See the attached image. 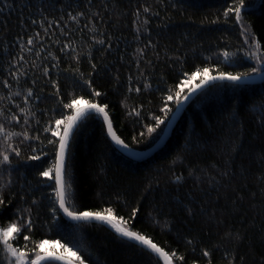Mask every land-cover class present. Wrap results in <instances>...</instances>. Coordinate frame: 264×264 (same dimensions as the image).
I'll use <instances>...</instances> for the list:
<instances>
[{
	"label": "trees",
	"instance_id": "16d2710c",
	"mask_svg": "<svg viewBox=\"0 0 264 264\" xmlns=\"http://www.w3.org/2000/svg\"><path fill=\"white\" fill-rule=\"evenodd\" d=\"M235 3L0 0V110L4 112L0 124L5 125L0 152L11 147L21 152L16 157L9 151L11 164L0 165V187L10 181L3 193L5 204L0 206V228L17 222L20 213L31 208L33 242L64 243L62 237L70 232L86 264H163L156 254L138 244L131 246L134 242L107 225H76L64 220L59 210L64 231L52 223L51 208H58L54 180H46L40 172L54 162L48 140L56 138L45 128L54 129L56 119L71 114L63 103L83 96L108 105L114 131L131 149L127 152L150 151L176 112V105L170 103L173 111L162 130L149 136L146 126H154L153 116L163 118L160 109L169 89L175 92L203 68L211 75H235L250 72L258 62L264 64V0H245L243 34L235 16H225ZM37 32L42 46L28 45ZM101 40L103 44L98 43ZM45 67L48 75L43 73ZM256 77L260 76H249ZM85 79H91L100 97L91 95ZM5 80L9 88L4 87ZM199 82L198 77L194 83ZM29 89L34 96L25 103ZM13 115L20 123L10 119ZM11 133L18 135L9 139ZM37 135L43 144L35 139ZM133 137L141 142L133 143ZM34 149L47 155L41 153V161H31L28 156ZM66 163L69 205L77 211L113 208L130 230L146 235L169 254L184 256L182 264H207L203 250L212 253V264H229L233 258V264H264V79L239 88L228 82L207 86L180 112L164 145L147 158H130L116 149L102 119L92 113L70 141ZM177 176L182 178L179 183ZM136 207L140 211L133 219ZM235 233L242 239L234 238ZM22 235L15 246L23 250ZM33 248L29 244V255ZM0 264H6L2 253ZM173 264L181 262L174 258Z\"/></svg>",
	"mask_w": 264,
	"mask_h": 264
},
{
	"label": "snow or ice",
	"instance_id": "6c2138e0",
	"mask_svg": "<svg viewBox=\"0 0 264 264\" xmlns=\"http://www.w3.org/2000/svg\"><path fill=\"white\" fill-rule=\"evenodd\" d=\"M245 0H236V3L227 8L225 12V16L234 15L235 21L238 24H241V32L242 34L245 32L243 27V16L242 10L245 9ZM3 11V8H0V12ZM145 12L149 11V8L144 9ZM83 15V14H81ZM139 15V13H137ZM75 19V17H73ZM33 24L36 23L35 20L32 21ZM147 23V21H145ZM43 27V25H41ZM45 34H47L48 30L44 29ZM40 36V33L37 32L34 36L30 37L27 40V44L30 46H35V43H39L42 46V42L37 38ZM98 43L103 44L104 41H98ZM246 44H251L252 42L245 39ZM111 47V45H109ZM255 47L257 49L260 48L259 42H256ZM63 51V49H61ZM73 51H75L73 49ZM41 55L40 51L36 52V56L39 57ZM51 55V53H49ZM224 56L227 57L228 53L225 52ZM46 58V57H45ZM20 59H24L20 57ZM53 60L57 58L52 56ZM259 61L261 58L256 57ZM35 66V65H34ZM54 67L57 65H53ZM92 69H96V65L92 64ZM44 75L49 74V69L47 67L43 70ZM264 64L257 63L250 72L243 74H232V73H223L221 72L219 75H211L210 70L208 68H203L202 70H198L187 77L186 80L182 81L175 92H172L169 89V94L164 101V106L160 109L161 112L164 113L163 118L159 116H153L154 126H146L147 132L149 136L154 133H157L158 129H161V126L165 124L166 120L169 118V114L173 111L171 107H169L170 103H174L176 105V110H179L185 102L189 101L194 93L204 94V90L208 85H215L217 81L224 82L227 81L229 84L234 85L236 87H244V82L248 81L249 76H260L261 79H264ZM200 78L199 83H194L197 78ZM84 84L87 85L89 89H91V95L94 97H100L102 93L100 91L95 90L92 86L91 79H85ZM34 83V82H33ZM131 83V79H130ZM4 87L9 88L10 85L7 80L4 81ZM52 87L56 90V95L59 96L60 90L57 83H53ZM147 87V85H146ZM185 88H187V93H185ZM135 92L139 93L141 89L136 87ZM129 91H133L130 87ZM15 95L19 96L20 93L16 92ZM34 93L31 89L27 91V97L24 102L28 103V98H32ZM38 99V97H37ZM63 103V100L60 101ZM15 107L19 108L20 105H15ZM63 107L70 110L71 114L63 115V118L55 120V128L52 129L51 125L45 128V132L50 131L51 136L56 139H49L48 145H51L54 149V162L50 167H47L46 170L40 172V175L43 176L46 180H54V188H55V204L58 205V208L53 206L51 208L52 213V223L57 224L59 226V216L58 210H62L65 217L71 222H74L78 225L80 222H84L85 224H91L93 221L99 222L100 225H107L111 229L115 231V233L119 234L120 237L126 238L127 242H134L131 246L135 247L136 244L142 246L141 250H150L151 253L156 254L157 257H162L164 264H173V259L178 258L181 262L184 261V256L177 257L176 252H172L169 254L164 251L161 247H158L156 243L153 242L152 239L147 237L146 235L141 234L138 231L130 230L127 225V221L124 217H117L113 208L108 207L103 211H91V210H82L77 211L74 207L69 205V201L72 199L69 189L71 188V184L66 179V176L69 173V168L66 163V155L69 152L70 141L74 138L79 130L80 124L88 119L89 115L95 113L97 116L103 117V123L107 127V135L111 137V140L115 142L117 146L120 148L131 151L129 145L122 140L117 133L113 129V122L109 118V114L106 111L108 107L107 104L101 106L99 103L92 102L89 99H85L83 96L79 98H74L69 103H63ZM132 113L130 112L129 115ZM4 115L3 110H0V116ZM136 115L139 116L140 113L136 112ZM15 123H20V120L17 116L13 115L10 118ZM24 123L27 124L28 121L24 120ZM162 130V129H161ZM5 133V125L0 124V134ZM18 135L17 133H11L8 135L10 139L11 136ZM24 135V139H30L26 134ZM144 132H140L139 136L141 138L144 137ZM37 141L43 144V141L40 140L39 135L35 137ZM140 140H137L136 137H133V143H139ZM9 151L15 154L16 157L21 155V152L17 150L15 147L5 148L3 152H0V165H10L11 158L8 154ZM47 155V152H44L43 149L35 150L34 154L28 156V159L31 161H41L42 155ZM182 178L180 176L176 177V183H179ZM10 184V181L8 182ZM8 184H5L3 187H0V206L5 204V200L3 197V193L5 189L8 187ZM33 204L37 202L35 200L32 201ZM140 211L139 207H136L132 210V218L134 219L137 213ZM191 213V210H188ZM24 213H27V218H25ZM35 227V223L32 219V209L25 208L23 212L20 213L19 220L15 223L9 224L7 228H0V253H2L6 264H54V262H62V264H86L85 257L81 254L79 247L73 243L71 238V233L69 232L66 237H62L65 242L62 243L61 240H56L54 242L43 239L39 242H33L30 233ZM72 227V225H69ZM60 231H64L62 227H60ZM25 241L23 245V250L20 247L15 246V241L21 238ZM233 235V234H230ZM234 238L242 239L239 233L234 234ZM189 245L193 244V241L189 239L187 241ZM29 244H34V248L32 249V255H29ZM59 249V251H57ZM195 251V248H193ZM203 257L208 258L207 264H212V253L209 250H203ZM234 260V258H233ZM233 260L229 261V264H233ZM89 264L91 262L89 261Z\"/></svg>",
	"mask_w": 264,
	"mask_h": 264
},
{
	"label": "water",
	"instance_id": "95a60500",
	"mask_svg": "<svg viewBox=\"0 0 264 264\" xmlns=\"http://www.w3.org/2000/svg\"><path fill=\"white\" fill-rule=\"evenodd\" d=\"M260 80H263V79H261V77L248 78V81L244 82V84H250V83H254V82L260 81ZM217 82H220V81H217ZM224 82H227V81H224ZM208 86H209V85H208ZM206 87H207V86H206ZM198 93H199V92H198ZM196 94H197V93H194L193 96H192V98H193ZM189 101H190V100H189ZM189 101L185 102L184 105H183L179 110H176V112L174 113V115H173V117H172V119H171V121H170V123H169V125H168V127H167V130H166V132H165L163 138H162V139L160 140V142L157 143V144H156V145H155L150 151L143 152V153H133V154H130V153L127 152L126 150H124V149L120 148L119 146H117V145L115 144V142L111 140V137H109L108 135H107V136H108L109 140L111 141V143L114 145V147H115L116 149H118L121 153L126 154L128 157H130V158H135V157L147 158V157L153 155L157 150H159V149L164 145V143H165V141H166V139H167V137H168V135H169V133H170L172 127H173V124L175 123V121H176L178 115H179L180 112L183 110V108L188 104ZM94 114H95V113H94ZM99 117H100V118L102 119V121H103V117H102V116H99ZM104 125H105V124H104ZM105 128H106V132H107V127H106V125H105ZM59 214H60V216H61L64 220H66V221H68V222H71L70 220L67 219V217L64 216L62 210H59ZM93 222H95V221H93ZM97 223H99V222H97ZM118 235H119V234H118ZM124 239H126V238H124ZM160 258H161V260H162V262H163V264H164L163 258H162V257H160ZM54 263L62 264V262H54Z\"/></svg>",
	"mask_w": 264,
	"mask_h": 264
}]
</instances>
